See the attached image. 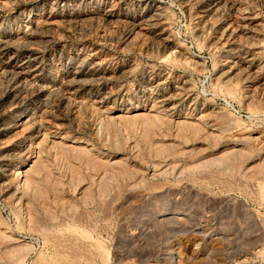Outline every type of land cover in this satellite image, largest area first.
<instances>
[{"label": "rangeland", "instance_id": "1", "mask_svg": "<svg viewBox=\"0 0 264 264\" xmlns=\"http://www.w3.org/2000/svg\"><path fill=\"white\" fill-rule=\"evenodd\" d=\"M0 264H264V0H0Z\"/></svg>", "mask_w": 264, "mask_h": 264}, {"label": "bare ground", "instance_id": "2", "mask_svg": "<svg viewBox=\"0 0 264 264\" xmlns=\"http://www.w3.org/2000/svg\"><path fill=\"white\" fill-rule=\"evenodd\" d=\"M242 9V8H241ZM150 227V226H149ZM84 237H85V235H84ZM142 239V238H141ZM249 241V240H248ZM260 246V245H259ZM73 252V251H72ZM71 253V252H70ZM101 256V255H100Z\"/></svg>", "mask_w": 264, "mask_h": 264}]
</instances>
